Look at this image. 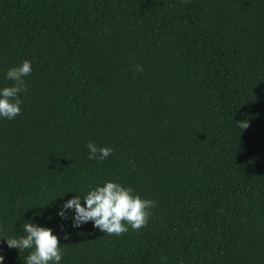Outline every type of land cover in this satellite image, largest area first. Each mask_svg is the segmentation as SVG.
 Returning a JSON list of instances; mask_svg holds the SVG:
<instances>
[{"label": "trees", "instance_id": "1", "mask_svg": "<svg viewBox=\"0 0 264 264\" xmlns=\"http://www.w3.org/2000/svg\"><path fill=\"white\" fill-rule=\"evenodd\" d=\"M0 264H264V0H0Z\"/></svg>", "mask_w": 264, "mask_h": 264}]
</instances>
